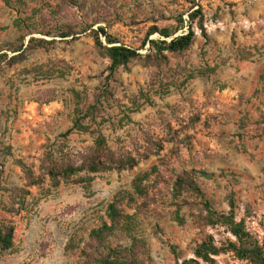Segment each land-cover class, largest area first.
Listing matches in <instances>:
<instances>
[{
  "label": "rangeland",
  "instance_id": "obj_1",
  "mask_svg": "<svg viewBox=\"0 0 264 264\" xmlns=\"http://www.w3.org/2000/svg\"><path fill=\"white\" fill-rule=\"evenodd\" d=\"M5 1L0 0V46L8 55L0 72V171L11 191L0 193V216L13 218L17 229L15 247L0 251V264H81L84 256L70 246L72 240L85 246L107 204L119 191L131 190L134 177L153 165L160 166L164 179L191 168L215 173L213 179L200 180L208 198L219 210H228L226 192H236L240 217L247 216L248 227L264 243V0H11L12 6ZM61 2L58 17L44 8L36 27L26 25L21 32L14 25L20 16L16 5L31 13L41 4ZM198 5L210 40L196 28L191 49L182 56L169 55L161 66L135 60L112 72V62L96 47L91 30L82 31L85 26L105 27L145 56L152 53L149 43L143 47L152 25L176 26V16L189 20ZM62 24L70 26L72 36L60 37ZM47 30L54 34L45 35ZM22 34H28L24 50L11 51L9 45ZM32 37L56 41L31 49ZM199 70L208 73L200 75ZM190 73L195 77L185 81ZM104 87L113 93L109 99L100 97ZM165 89L169 92L160 93ZM94 104L99 106L96 118L85 123L104 134L116 156L136 157L139 164L99 173L89 188L77 183L51 191L48 183L28 188L30 213L3 210L12 202V190L27 182L15 159L39 173L49 150L77 163L89 153L94 131L64 135L74 126L76 109ZM223 170L238 176H218ZM156 192L157 203L141 218L150 250L141 264H176L193 258L207 233L217 240L229 236L223 228L201 225L202 211L190 205L182 208L186 223L180 225L167 184L161 182ZM112 243L126 246L129 240L120 234ZM217 261L252 264L232 255Z\"/></svg>",
  "mask_w": 264,
  "mask_h": 264
},
{
  "label": "trees",
  "instance_id": "obj_2",
  "mask_svg": "<svg viewBox=\"0 0 264 264\" xmlns=\"http://www.w3.org/2000/svg\"><path fill=\"white\" fill-rule=\"evenodd\" d=\"M5 2L12 6L11 0H6ZM63 7V2L56 5L44 3L32 9L31 13H29L22 11V8L16 5L14 10L20 16L15 20L14 25L21 32L24 31L26 25L28 27L29 25L36 27L39 23L37 17L39 14L41 15L44 8L49 9V12L54 17H58L63 11ZM21 14H24V16ZM42 18L44 19V17ZM205 19L203 7L198 5V8L189 14V20L184 19L183 15L176 16V26L160 27L157 24L152 25L143 42V47L149 43V50L153 54L150 53L145 56L140 53L139 49L121 43L105 27L101 26L98 29H92L85 26L82 31L91 30L90 35L94 38L96 47L111 60V70L113 72L122 66L127 67L129 63L135 60H141L147 66H161L164 63H168L169 55H184L194 45L196 28L209 41L210 37L205 25ZM69 28L70 26L62 24L59 29H54H58L60 37L68 38L72 36V32L68 30ZM185 28H187L186 31L177 35L179 31ZM43 33L48 36L54 34L53 30H47ZM155 34L160 37L151 39L150 37ZM27 36L28 34H22L17 42L9 45V49L13 52L23 51ZM54 41L56 40L47 41L32 37L27 47L31 49L47 48ZM7 56L6 53H3L2 46H0V72L7 60ZM207 73V70L198 71L200 75ZM194 77L195 73H190L185 81H189ZM168 92L169 89H165L160 93L166 94ZM101 96L109 99L113 96V93L108 87H104L100 94ZM101 98H98V103H101ZM148 99L150 100V98ZM139 108L140 106L134 111H138ZM98 109L99 106L97 104L90 105L86 109H76L74 126L64 135L66 137L74 130L83 133H92L94 131L95 143L80 163L74 162L70 158H57L55 153L49 150L42 158L40 171L37 173L34 166L23 159H15L27 182L25 188L12 190V202L10 205H3V210L10 215L23 211L30 213L33 204L29 203L31 192L28 188L43 187L46 183L49 185L48 191L58 189L63 183H77L89 188L94 181L95 175L99 173L133 169L139 164V159L136 157L116 156L110 149L104 134L98 130H92L91 124L85 123L86 119L96 118ZM262 124L264 125V120ZM156 146L162 147L157 142ZM2 174L3 171H0V193L5 190L11 191L3 185L4 176ZM226 175L238 176L236 172L229 174L224 170L218 176ZM153 176L154 180L152 179ZM215 177V173H209L204 169L191 168L174 174L170 179H164L161 175L160 166L153 165L150 171L140 172L134 177L131 190L119 191L107 204L101 223L89 231L85 246L81 247L77 240H72L70 246L81 250V254L84 256V261L81 264H141L144 255L147 256L150 251L146 238L141 234V218L142 216L148 217L150 215L151 206L158 201L156 189L161 182H165L172 203L177 206L174 212V219L180 225L186 223L184 216L181 215V210L184 205H190L191 208L197 207L202 211L198 216L201 225L210 229L223 228L229 234L227 238L217 240L213 234L207 233L197 243L194 257L184 259L181 262L177 261L176 264H218L217 257L222 255H232L236 259L248 261L252 264H264V243L248 227L247 216L240 217L236 192L233 190L226 192L225 199L229 205L228 210H219L212 200L208 198L200 180L201 178L213 179ZM189 198H192L193 201H189ZM128 209H132L134 212L130 213ZM16 229L17 225L13 218L6 219L0 216V251L14 249ZM120 234L129 240L128 245H114L112 243V239ZM83 240V238H80L79 241Z\"/></svg>",
  "mask_w": 264,
  "mask_h": 264
}]
</instances>
